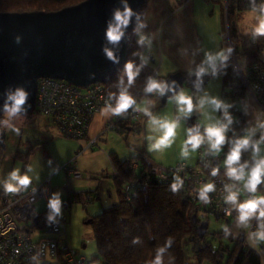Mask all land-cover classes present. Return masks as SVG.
<instances>
[{
	"label": "rangeland",
	"instance_id": "obj_1",
	"mask_svg": "<svg viewBox=\"0 0 264 264\" xmlns=\"http://www.w3.org/2000/svg\"><path fill=\"white\" fill-rule=\"evenodd\" d=\"M146 1L149 2V0ZM222 1L223 0H191V8L189 11L192 16L191 20H193L194 29L199 34L198 43H195L194 41L196 39L191 33L193 26L187 21L189 19H187L185 16L182 17V21L175 25V30L174 25L173 28H170L173 37L165 40V44L168 43L169 46L175 47V56L166 55L164 56L166 62H162L160 56H158L156 52L153 53L156 57V61L151 60V62L152 65L157 69L159 76L166 74L164 70L167 69V62L170 64H196V66L199 67L203 65L207 67L209 71L211 67L204 63L208 54L215 55L221 51L229 54L227 53V50L230 48L227 37V25L224 24L225 32L224 34L222 32ZM185 12L187 13V11ZM259 15L260 12L258 8H256V11H253V9L244 10L241 14V19L238 22L240 30L243 33H249L250 30L258 23L256 18ZM223 40L224 42L226 41L225 45L223 44ZM154 71L156 72V70ZM237 77L239 78V76ZM180 91H183L187 95L191 96L195 104H197L199 100L208 97L219 99L223 103L231 105L228 108V112L234 120L231 98H222L223 77L221 75H213L200 90H193L190 86L185 84L184 87L177 93ZM152 99H155L156 102V104H154L150 109L154 115L167 118L169 120L175 119V117L178 115L177 105L172 97L168 99L167 104L164 106H161V99L158 96L145 98L139 102L138 105L140 107L147 106L148 102ZM237 107H240L239 102ZM198 113V119L205 125L214 123L218 119H224L223 109L214 111L210 105H205L204 109ZM245 114L248 115L246 128L243 130L237 128L234 129L232 128V125H230L229 132L227 134L228 136H235L238 134L244 135L245 130L255 125L258 119H264V112L260 110L258 106L250 99H248ZM47 118L51 119L50 117L33 110L31 113H21L19 116L12 118L9 121L11 127L4 125L6 130L5 147L0 145V193L2 190H4L3 182L8 179L9 174L13 170H19L21 175H24L26 171L27 174H32L34 177H40L42 174L53 170L58 161L64 160L67 156V152L73 148L74 153L78 150V146L81 143L80 141L84 138L75 139L66 137L63 134L61 135L63 138L55 139L53 136V130L46 129V125L49 124V122H46V120H48ZM4 119H6L5 114ZM141 120L142 127L140 130L129 131L128 133H121L112 129L103 133L106 128L104 127L100 131V134L103 136H110L105 144L107 152L109 153L110 151L115 150L119 154V157L124 159L126 155L130 154L132 151L136 153L133 157H137L142 151L141 148H138L140 146L146 147L148 153H150L152 156L146 155L149 156L154 163L162 164L165 167H174L181 160L187 161L190 165H195L197 163L199 149L196 152L191 153L186 159L182 158L180 155L183 143L187 138L186 130L189 128V118L186 120L181 119L180 127L177 129V137L175 142L170 148L163 152L149 150L151 141L148 139V137L154 134L149 130L148 117L145 115L143 116L142 114ZM13 128H18L19 133L17 134V132L13 131ZM259 136L260 133L258 131L255 139H259ZM87 143L84 144V146L87 145ZM31 147L34 150L32 149L33 152L31 151L30 155L32 161L30 168L32 171L29 172V167L25 166V159L23 156ZM261 147L264 149V145ZM87 150L96 152L92 156H86V158H84L89 163V165H92V169H95L96 172L82 168L81 171L78 170L80 172V176H75L74 173V176H71V178L66 175V171L64 170L61 174L53 178V185L55 182H58L56 185H58V188L60 187L61 191L65 194V199L62 202V213L57 216L65 220V228L70 245L87 257L93 258L97 254V241L94 227L91 223H87V218L89 216L95 215L97 211L101 209V206L108 205L107 203L110 201H119L120 189L118 188V184L112 175V173H114V168L110 160L105 159V155L102 154V151L97 152L100 150L99 142L97 141V145L95 147L88 148ZM112 155L114 156V154H111V156ZM127 157L130 158V156ZM250 158L251 152H245L244 159ZM81 160L82 159H80V161ZM136 160L141 162V157H137ZM93 165H95L96 168H94ZM98 167H102L105 170L97 172L99 169ZM73 170H76L75 166ZM87 171L92 172L89 173ZM104 174L110 175L103 176ZM105 179H107L106 183L101 184ZM67 184H69V189L73 185L74 187H77L76 189L85 190L88 189L87 187H98L101 184V187L99 188L100 191H98L101 194V199L98 200L96 199V196L93 195L88 201V194L85 192L81 194L82 198H72L70 195L72 191L65 188ZM109 192L112 194L111 199L114 200H110ZM257 195H263V191L259 189ZM246 197L247 196L244 194V198ZM46 206L47 204L45 200L41 199L37 203V210L42 211L46 209ZM236 217L229 218V223L227 222V218L223 217L221 219H218L216 216L206 218L209 222L210 232L208 240H212L215 246H218L220 243H222L224 245H228L230 248L229 252L226 253L225 260H227L230 251L236 246L242 231L245 232L248 230L237 226ZM225 225L229 226L228 228L234 235L235 240L230 239L228 236H224L221 239L217 235L213 234L214 231H221ZM245 241L249 244L248 238H246ZM184 249L187 263L197 264L198 257L191 251V245L187 240L184 241ZM49 262H54V260L49 256L38 259V264H46ZM201 264L212 263L210 261L204 260Z\"/></svg>",
	"mask_w": 264,
	"mask_h": 264
},
{
	"label": "trees",
	"instance_id": "obj_2",
	"mask_svg": "<svg viewBox=\"0 0 264 264\" xmlns=\"http://www.w3.org/2000/svg\"><path fill=\"white\" fill-rule=\"evenodd\" d=\"M81 1L83 0H0V12L55 11ZM255 4L259 9L258 3L255 2ZM147 5L148 2L145 1L141 7V20ZM247 9H253L252 2L249 0H227L226 25L229 47L232 49L231 53L227 54L228 60L217 63L215 72L210 69L202 76L204 80L202 87L192 84L190 81L185 83L193 90H200L213 75H221L223 77L222 98L230 97L233 105L232 113L236 125L232 128L241 130L246 128L247 120L244 110L237 107V104L240 97L244 96L246 89L240 78L233 72L232 52L250 61H262L264 53V36H260L256 42H252L249 33H243L239 28L238 22L241 19V14ZM136 23L128 35V59L115 76L105 83V86L112 97L118 96L121 87L127 85V77L124 73L125 65L128 62H132L135 66L143 64L135 82L128 90L138 104L145 98L157 95L144 92L147 80L149 77L152 78L155 70L151 60H155L153 55L147 51V43H139L140 37L135 31ZM144 58L147 60L146 64L143 63ZM197 70L198 68L185 71L183 74L191 76L196 74ZM122 77L123 85L120 83ZM227 88H231V90L229 91ZM113 101L115 104V99ZM161 106L163 105L161 104ZM4 114L0 117V136L3 132L6 134L3 124ZM189 119H192L194 125L199 124L203 131L204 127L198 122V114L195 111ZM116 123L124 129L123 131H137L142 127L141 119L131 121L128 115L122 116ZM0 145L3 146L1 143ZM32 149L31 147L23 156L25 166L28 164ZM136 158L119 160L112 157L116 170L114 177L120 189V199L117 203L105 207L100 213L87 218V221L90 220L89 223L94 227L97 241V254L93 257L94 260H98L102 264H153L157 251L166 248L162 255L163 264H188L184 249V241L187 240L191 245V251L198 257L197 264H201L204 260L210 261L212 264H263L261 254L246 243L244 231L225 260L226 253L230 250L229 246L222 243L215 246L212 240H208L209 225L205 235H200L198 226L202 221L208 220L195 213L192 202L186 195V189L182 186L179 191L173 192L171 184L174 181L165 182L160 179L148 169L144 160L139 162V168L135 169ZM137 180H140L142 184L136 186L131 198L128 199L124 193L125 184ZM87 194L92 197L91 192H87ZM76 195L80 196L81 193ZM4 196L5 192L2 190L0 198L2 199ZM249 196L243 200L248 199ZM195 214L198 217L196 221ZM221 218L222 216L219 219ZM227 220L229 223L230 219L227 218ZM227 227L229 226L227 225ZM213 234L221 239L226 236L223 229L214 231ZM227 236L235 240L231 231ZM137 238H139V242L133 243ZM169 239L172 240V244L170 247H166ZM260 246L264 250V244ZM26 264H38V259H31Z\"/></svg>",
	"mask_w": 264,
	"mask_h": 264
},
{
	"label": "built area",
	"instance_id": "obj_3",
	"mask_svg": "<svg viewBox=\"0 0 264 264\" xmlns=\"http://www.w3.org/2000/svg\"><path fill=\"white\" fill-rule=\"evenodd\" d=\"M184 3L188 0H176ZM251 1V0H249ZM260 6L264 0H255ZM227 6V5H226ZM253 29V28H252ZM249 32L252 42H256L258 37ZM233 72L239 76L246 91L240 97V108L246 113L248 99L254 102L260 110L264 112V53L262 61L248 60L239 57L232 52ZM152 78L165 81L154 71ZM229 91L231 88H227ZM104 83H92L87 87H80L65 80L41 77L38 79L36 102L34 111L50 117L58 129L67 137L82 139L86 138L94 115L103 109L107 104H113V99ZM128 115L131 121L141 119L142 112L129 109L121 116H113L106 124L103 131L112 129L122 132L124 129L117 125L116 121L122 116ZM236 122L233 120L232 126ZM243 134L228 136L233 139ZM97 145V138H90L87 145L82 146L78 155L84 153L88 148ZM230 143H226L222 152L218 156L207 154V145H202L198 150V159L195 165H190L187 161L181 160L174 167H165L162 164L154 163L147 155H143L142 160L148 169L165 182L174 181L179 177L184 181L183 187L186 195L191 200L195 213L201 218H210L219 215L223 218H233L238 216V212L233 209L232 215L226 214V209L230 206L224 203V185L232 183L225 175L223 160L229 151ZM242 159H244V154ZM74 159L64 165V169L69 175H80L78 170H73ZM140 164L134 163V168L138 169ZM219 167V174L211 176L212 168ZM116 174V171H115ZM114 174V175H115ZM216 184V191L210 193V203L204 204L199 200L198 189L206 183ZM140 180L129 181L125 184L124 193L128 199L131 198L136 186L141 185ZM243 189L242 183L238 185ZM35 189V191H33ZM264 195V184L260 186ZM245 191H241L240 200L243 201ZM52 196L50 178H46L40 185H31L27 190L18 193L5 194L0 202V264H26L31 259H40L49 256L56 264H102L98 260L89 258L80 253L70 245L65 220L56 217L51 224L48 222L49 209L37 211V202L44 198L47 202ZM72 198H82V195H72ZM90 196H88V201ZM256 221H252L250 230L256 229ZM248 231H245L246 238ZM248 244V243H247ZM250 245V244H248ZM251 246V245H250ZM252 247V246H251ZM256 249V248H255ZM262 256L264 263V250L259 246L256 249Z\"/></svg>",
	"mask_w": 264,
	"mask_h": 264
},
{
	"label": "clouds",
	"instance_id": "obj_4",
	"mask_svg": "<svg viewBox=\"0 0 264 264\" xmlns=\"http://www.w3.org/2000/svg\"><path fill=\"white\" fill-rule=\"evenodd\" d=\"M253 11H256L255 0H251ZM123 7L116 8L113 12L111 19L108 21L106 30V38L112 45H119L120 41L125 35V31L129 26L132 18H136L135 31L140 33L141 29L146 25L141 20V14L134 11L129 4V0H122ZM260 15L256 18L258 23L252 29L254 37L264 36V4L259 6ZM146 37L141 35L139 43L143 44ZM19 37H17V42ZM232 49L229 48L227 53H231ZM104 52L108 59L113 62H118L119 58L116 56L114 50L109 47L104 48ZM228 60V55L224 52H218L215 55L208 54L206 56L205 64L210 66L212 71L215 72L217 62L223 63ZM143 63L146 64L147 60L144 58ZM141 66H135L132 62L125 65L124 73L127 77V85L121 87L120 93L115 99V104H107L102 109L103 116H121L125 114L130 108L135 111L143 112L148 117L149 130L154 134L150 135L148 139L151 141L149 150L163 152L170 148L176 140L177 129L180 127L181 119H188L194 111L200 112L204 109L205 105H210L214 111L223 109V120H216L214 123H209L204 126L201 131L199 124L187 128V138L185 139L181 148L180 155L182 158H188L191 153L196 152L202 145H207V154L218 156L226 143H230L229 151L227 152L223 165L225 167V175L229 181L224 185V203L230 207L226 209L228 216L232 215L233 209L238 212L236 217V224L238 227L248 229L249 244L259 250V246L264 244V195H257L260 186L264 184V119H258L255 125L247 128L245 134L233 139H229L228 132L230 125L233 123V118L228 112L229 104L223 103L216 98L205 97L197 104H194L193 98L183 91L176 92L175 81L169 84L166 81L157 80L149 77L144 88L146 94H155L159 97H164L168 92H172V99L175 100L177 105L178 115L175 119L169 120L157 115H154L150 110L154 102L149 101L147 106L140 107L134 96L129 93V88L135 82L139 74ZM208 68L201 66L198 68L196 75L202 77ZM123 85V77L120 81ZM29 92L24 87H17L14 91L9 89L7 98L4 103V113L6 119L3 124L11 127L9 121L25 112L24 108L28 100ZM210 118V117H209ZM13 131L19 133L18 128H13ZM260 132L259 139H255L257 132ZM251 152L250 159H242L245 152ZM28 171H32L29 167ZM219 167L212 168L211 176L215 177L219 174ZM32 183V178L27 175H21L19 170H13L8 179L3 182V189L5 194H15L22 189L27 190ZM242 183L243 191L251 194L248 199L240 200L241 188L238 186ZM184 181L177 175L174 182L171 184L173 192L179 191L183 186ZM35 191V189H33ZM216 191V184L213 182H206L198 189L199 200L204 204H209L210 193ZM49 209L48 222L51 224L56 220L57 215L62 213V198L59 192L54 193L48 201ZM257 222L256 229L250 230L252 221ZM225 235L230 234L229 228L223 226ZM139 242V238L135 239L133 243ZM172 240L167 241L166 247H170ZM166 248H161L157 251L153 264H163L162 255Z\"/></svg>",
	"mask_w": 264,
	"mask_h": 264
},
{
	"label": "water",
	"instance_id": "obj_5",
	"mask_svg": "<svg viewBox=\"0 0 264 264\" xmlns=\"http://www.w3.org/2000/svg\"><path fill=\"white\" fill-rule=\"evenodd\" d=\"M145 1L129 0V4L140 13ZM122 7V0H83L55 11L0 12V117L4 114L8 90L17 87L29 92L22 114L33 112L41 77L65 80L80 87L109 82L128 59V35L136 23L134 16L119 45L108 42V21L114 10ZM105 47L114 50L118 62L107 58ZM165 81L169 84L175 81L178 92L187 81L202 87L204 80L196 74L186 76L177 71ZM172 96L168 92L161 97V104L166 105ZM188 125L194 126L192 119ZM5 138L3 132L0 143L4 147ZM194 217L196 221L197 215ZM208 225V221H202L198 226L201 236Z\"/></svg>",
	"mask_w": 264,
	"mask_h": 264
},
{
	"label": "crops",
	"instance_id": "obj_6",
	"mask_svg": "<svg viewBox=\"0 0 264 264\" xmlns=\"http://www.w3.org/2000/svg\"><path fill=\"white\" fill-rule=\"evenodd\" d=\"M188 1H186L184 3H178L176 0H149L145 14L142 18V22L146 26L141 29L140 33H137V32L136 33H137L138 37H140L141 35L146 37L145 42L147 43V46H148V52L153 55L155 61H156V59H155L156 57L153 54L154 52H156V54L158 56H160L162 62H166V59L164 58V56H166V55L167 56H175V54H176L175 49H174L175 47L169 46L168 43L165 44V40L173 37V35L170 31V28H173V25H174V30H175V25H177V23L182 21L181 19L184 16L187 19H189L187 21L190 24H192L193 30H191V33L194 35V37L196 39V40H194L195 43L196 42L198 43L199 34L194 29L193 20H191L192 16H191L190 11H189V9L191 8V0L189 2ZM221 4H222V25H223L222 32L224 34V32H225L224 24L226 25V20H227V10H226L227 9V6H226L227 0H223L221 2ZM185 11H187V13ZM227 37H228V34H227ZM225 42L223 40L224 45H225ZM179 44H181V43H179ZM217 63H220V62H217ZM162 64H161V67H162ZM167 65H168L167 69L164 70V72L166 74L160 76L161 78H163L165 80H166L167 76H169L173 72L192 71V70L199 67V66H196V64H189V63H187V64L186 63L185 64L171 63L170 64L167 62ZM155 70L157 72L156 68H155ZM215 75H218V74H215ZM151 101L154 102V104H156L155 99H152ZM194 104H195V102H194ZM195 112L197 114H199L197 111H195ZM101 113H102V109L94 115V117L91 121V124H90L88 136L80 141L81 143L78 146V150L82 146H84V144H86L90 138L96 137L97 141L99 142V148H100V150H98L97 152L102 151V154L105 155L104 156L105 159H109L113 168H114V165L112 162V157L118 158L119 160H124V159L129 158L127 156L133 157L136 153L131 151L130 154L126 155L127 158L125 157L124 159H121V157H119V154L117 153V151L112 150L109 153L107 152V150L105 148V144H106V142L110 136H103L100 134V131L105 127L106 123L109 122V120L114 115L103 116ZM245 115H246V120L248 121V115L247 114H245ZM143 116H144V114H143ZM47 119L48 120H46V122H49V124L46 125L47 126L46 129H52L53 130V136L55 137V139L56 138H63V136H61L63 134H61V131L55 125L54 121L52 119H49V118H47ZM198 122H200L201 125L204 124L199 119H198ZM202 126L204 127L206 125L204 124ZM123 132L128 133L129 130L122 131L121 133H123ZM37 144H35V145H37ZM137 146H139V145H137ZM138 148H141L142 151L138 154L137 157H140V156H143L146 154L152 156L150 153H148V150L146 149V147H140L139 146ZM78 150L74 153V148H73L72 150L67 152V156L65 157L64 160L58 161L56 163V166L53 168V170H51L48 173L42 174L40 177H34V175H32V174L31 175L27 174L26 171L24 174H27L32 178V184L33 185H40L41 183L44 182V180L46 178H50L51 187H52V195L56 192H59L61 194V198H62V202H63V200L65 199V194L61 191L60 187L58 188V185H56V184H58V182H55V184L53 185V178H55L56 176H58L59 174H61L65 170L64 165L68 164L72 159H74V166H75L76 170L81 171V169L83 168L85 170H92V171L96 172L95 169H92V165H89V163L84 159V158H86V156H92L96 152H91L89 150H86L84 153L78 155L77 154ZM111 154H114V156L113 155L111 156ZM80 159H82V160L80 161ZM141 161H142V158H141ZM31 162H32L31 157H29V161L27 164L28 167H30ZM137 162L139 163L140 161L136 160L135 163H137ZM93 167L96 168L95 165H93ZM98 168L99 169L97 172H101V170H105L102 167H98ZM92 171H87V172L90 173ZM115 171L116 170L114 168V173H112L113 177H114ZM66 175L69 177L74 176V175H69L67 171H66ZM109 175L110 174H104L103 176H109ZM75 176H80V175H75ZM106 181H107V179L103 180L101 184L106 183ZM101 184L98 187H87L88 189H86V190L85 189H76L77 187H74L73 185L69 189V184H67L65 186V188L72 191V193L70 194L71 197L73 194H77V193L82 194L83 192H85L87 194V192H91L92 196L93 195L96 196V199L99 200V199H101V194L98 191H100L99 188L101 187ZM109 193H110V200H114V199H111V197H112L111 192H109ZM42 199H44V198H42ZM45 202H46V200H45ZM117 202L118 201H110L109 203H107L108 205L101 206V209L99 211H97L96 214L100 213L105 207L112 205L114 203H117ZM46 204H47V202H46ZM38 212H41V210Z\"/></svg>",
	"mask_w": 264,
	"mask_h": 264
}]
</instances>
